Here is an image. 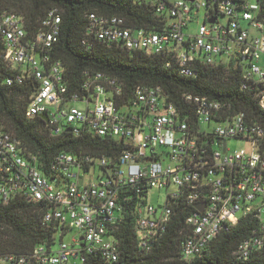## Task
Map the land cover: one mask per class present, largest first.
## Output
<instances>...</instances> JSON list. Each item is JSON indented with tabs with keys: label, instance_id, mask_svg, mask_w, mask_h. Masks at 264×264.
Returning a JSON list of instances; mask_svg holds the SVG:
<instances>
[{
	"label": "built area",
	"instance_id": "2783aa9c",
	"mask_svg": "<svg viewBox=\"0 0 264 264\" xmlns=\"http://www.w3.org/2000/svg\"><path fill=\"white\" fill-rule=\"evenodd\" d=\"M146 1L162 22L159 30L91 12L83 43L100 40L127 50L165 53L186 76L197 75L195 62H232L241 68L240 89L252 92L261 120L235 110L232 101L191 93L183 97L194 104V115H184L158 85H138L133 97L121 103L122 82L102 72L85 70L86 93L72 90L66 68L52 56L61 31L58 8H51L31 34L21 15L0 9L3 58L14 71L6 83L34 85L26 116L46 120L47 114L55 136L67 130L74 136L125 140L117 161L61 151L46 173L38 156L0 124V203L21 195L44 204V221L56 227L54 240L60 235L55 249V243L39 244L24 254H0V264H83L90 253L107 262L117 260L119 243L110 226L126 208L118 200L121 191H127V200L129 192L137 195L136 241L145 255L162 243L174 223L172 203L192 206L184 219V260L209 251L212 241L241 219H249L252 228L233 254L245 260L264 251V18L259 0ZM234 141L244 145L234 147ZM96 166L101 169L97 179L81 183L83 172ZM151 189L164 190L162 202L148 201Z\"/></svg>",
	"mask_w": 264,
	"mask_h": 264
},
{
	"label": "trees",
	"instance_id": "16d2710c",
	"mask_svg": "<svg viewBox=\"0 0 264 264\" xmlns=\"http://www.w3.org/2000/svg\"><path fill=\"white\" fill-rule=\"evenodd\" d=\"M259 3L260 16L264 18V0H259ZM54 7L60 11L62 20L52 56L66 68L72 90L86 93L82 88L85 70L102 72L122 82L124 92L118 98L121 103L133 97L138 85H158L184 115H194V104L183 97L184 93H191L232 101L235 110H245L261 120L262 110L252 92L240 89L242 71L232 62H195L197 75L186 76L179 72L175 59L165 53L127 50L100 40H91L90 45L83 43L91 12L123 16L130 26L159 30L162 22L160 24L146 0H0V9L23 17L25 29L30 34L40 28L43 18ZM3 49L0 38V124L20 141L27 152L38 156L39 165L46 173L55 155L61 151L107 156L117 161L125 148L124 139L86 133L74 136L67 130L55 136L42 117L28 118L26 108L34 88L33 82L23 86L6 83V78L14 71L5 63ZM168 59L171 60L170 66L166 65ZM126 193L121 191L118 196L122 204L126 203L125 210L120 213L122 218L110 226L119 243L118 259L107 262L100 254L90 253L83 264H264V251L253 252L245 260L233 254L237 244L250 235L252 226L249 219H241L238 225L219 234L203 255L184 260L181 252L187 233L184 219L192 206L183 203H172L176 215L162 243L146 255L141 253L135 230L137 195L129 192L131 199L127 200L124 199ZM46 210L44 204L27 201L21 195L0 203V254H24L39 244H54L56 227L44 221Z\"/></svg>",
	"mask_w": 264,
	"mask_h": 264
},
{
	"label": "rangeland",
	"instance_id": "374dc122",
	"mask_svg": "<svg viewBox=\"0 0 264 264\" xmlns=\"http://www.w3.org/2000/svg\"><path fill=\"white\" fill-rule=\"evenodd\" d=\"M220 19L223 21L224 17L220 16ZM190 27L192 29H195V27H196V21L195 20L190 24ZM78 104H80V102H78ZM230 144H232L234 147H240V146L244 145L243 142H239V141L238 142L234 141V142H231ZM74 171H76V168L74 169ZM99 173H101V169H100L99 166H96L94 171H90V172H86V173L83 172V175H82L83 179H82L81 183H83L85 181H88L90 179L96 180L97 179V175ZM72 179L76 180V177H73ZM163 191H160L158 189H151L149 191V193H148V197H147L148 201L152 202V203H155V204H157L159 201L162 202L163 201V194H162ZM72 234H73V231L68 232L64 236V241L65 242H69ZM59 243H60V235L57 234L56 238H55V244L53 245V248L55 249Z\"/></svg>",
	"mask_w": 264,
	"mask_h": 264
},
{
	"label": "water",
	"instance_id": "95a60500",
	"mask_svg": "<svg viewBox=\"0 0 264 264\" xmlns=\"http://www.w3.org/2000/svg\"><path fill=\"white\" fill-rule=\"evenodd\" d=\"M190 1H193V0H190ZM43 117H44L46 120H48V116H47V114H43Z\"/></svg>",
	"mask_w": 264,
	"mask_h": 264
}]
</instances>
